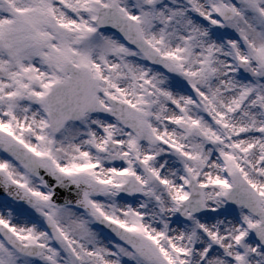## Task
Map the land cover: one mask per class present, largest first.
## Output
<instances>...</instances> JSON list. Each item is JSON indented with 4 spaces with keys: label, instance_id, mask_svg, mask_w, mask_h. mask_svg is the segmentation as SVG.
Here are the masks:
<instances>
[{
    "label": "snow or ice",
    "instance_id": "6c2138e0",
    "mask_svg": "<svg viewBox=\"0 0 264 264\" xmlns=\"http://www.w3.org/2000/svg\"><path fill=\"white\" fill-rule=\"evenodd\" d=\"M0 264H264V0H0Z\"/></svg>",
    "mask_w": 264,
    "mask_h": 264
},
{
    "label": "water",
    "instance_id": "95a60500",
    "mask_svg": "<svg viewBox=\"0 0 264 264\" xmlns=\"http://www.w3.org/2000/svg\"><path fill=\"white\" fill-rule=\"evenodd\" d=\"M2 196V194H0Z\"/></svg>",
    "mask_w": 264,
    "mask_h": 264
}]
</instances>
